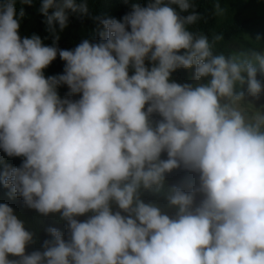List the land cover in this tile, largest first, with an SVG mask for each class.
Segmentation results:
<instances>
[{
	"label": "clouds",
	"instance_id": "9594fccd",
	"mask_svg": "<svg viewBox=\"0 0 264 264\" xmlns=\"http://www.w3.org/2000/svg\"><path fill=\"white\" fill-rule=\"evenodd\" d=\"M14 3H0V149L23 161L3 172V184L39 213H59L70 238L48 217L52 239L26 254L32 234L0 203V264H264V132L220 103L242 97L234 93L242 72L258 94L256 68L214 56L206 37L194 38L185 25L197 15L182 18L170 6L187 11L188 0L134 4L122 21H101L99 42L73 50L22 39ZM54 6L43 0L41 8L53 33V22L67 26L65 8L78 10L62 0L48 15ZM57 55L64 72L46 77ZM193 66L207 84L170 79ZM61 86L79 99L61 98ZM181 165L200 174V187L172 190L175 215L140 199L141 187L159 191Z\"/></svg>",
	"mask_w": 264,
	"mask_h": 264
},
{
	"label": "trees",
	"instance_id": "16d2710c",
	"mask_svg": "<svg viewBox=\"0 0 264 264\" xmlns=\"http://www.w3.org/2000/svg\"><path fill=\"white\" fill-rule=\"evenodd\" d=\"M4 0H0L3 3ZM150 0H75L76 11L65 8V14L68 18L67 26L61 30L58 22H53L55 33H53L47 24V16L41 12L43 0H32L30 4L23 0H15L14 7L17 13V19L20 21L19 35L31 38L38 35L43 44L54 46L63 50H73L82 41L89 40L92 43L99 42L103 37L102 33L106 30L102 20L107 18L123 19L132 11L134 4L146 7ZM190 7L187 11H181L178 5L172 4L173 8L183 17L190 14L197 15V20L192 24H186V29L191 32L194 38L204 36L208 39L213 55H223L226 59L237 63H251L256 68V79L261 84V91L264 90V75L261 71V61L264 54V0H188ZM169 3V0H164ZM57 6H62V0H56ZM81 5L86 6V12L80 11ZM57 6L49 9L48 15L57 10ZM23 11L24 15L20 18L19 13ZM130 30V29H129ZM56 36L59 39L56 40ZM146 65L151 67V63L146 61ZM65 62L57 58L46 68L45 76H57L63 74ZM130 69V75L132 74ZM195 66L191 69L179 68L172 73L171 80L180 84H207L210 77L202 78L200 81L194 78ZM245 77L244 82L237 81L234 86V93L241 98L254 96L248 88V77L246 72H242ZM261 91L259 93H261ZM61 98L69 97L73 100L79 99V96H70L67 86L58 88ZM258 93V94H259ZM256 94V95H258ZM224 97V99H234ZM152 119L157 121L161 119L159 115L154 114ZM250 125L259 126V130L264 132V125L252 123ZM167 153H163L161 159L166 160ZM22 157H9L0 149V203H7L14 212V215L22 221L25 230L32 234V241L26 246V254L34 251H44L43 245L52 237L47 232L51 227L50 219H54L58 224V229L66 241L70 238L67 221L59 213L43 215L37 210L26 206L21 196L12 194L10 187L3 184V172L11 167H20ZM200 187V174L186 169L183 165L173 169L165 174L163 186L156 190H139L140 199L145 203H152L161 208L162 212L175 215L176 209L170 207L168 197L172 194L174 188H178L186 193L193 192ZM203 199L202 193H196V203ZM119 209L113 204V211ZM91 215V214H89ZM47 216V217H46ZM49 217V218H48ZM84 221L87 216L77 217ZM11 255L8 256V259ZM16 257L12 261L15 260ZM21 258L17 257L19 264Z\"/></svg>",
	"mask_w": 264,
	"mask_h": 264
},
{
	"label": "rangeland",
	"instance_id": "374dc122",
	"mask_svg": "<svg viewBox=\"0 0 264 264\" xmlns=\"http://www.w3.org/2000/svg\"><path fill=\"white\" fill-rule=\"evenodd\" d=\"M260 72L264 75V66H262V64ZM220 103L221 105H227L229 109L239 111L244 117L246 124L250 125L255 123L264 125V90H262L258 95L246 98H234L231 100L221 98Z\"/></svg>",
	"mask_w": 264,
	"mask_h": 264
}]
</instances>
